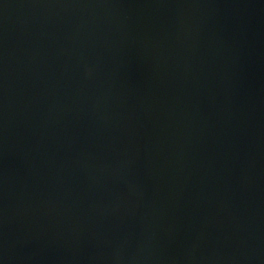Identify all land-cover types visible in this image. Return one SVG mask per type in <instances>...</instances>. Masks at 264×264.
Instances as JSON below:
<instances>
[{
	"label": "water",
	"instance_id": "95a60500",
	"mask_svg": "<svg viewBox=\"0 0 264 264\" xmlns=\"http://www.w3.org/2000/svg\"><path fill=\"white\" fill-rule=\"evenodd\" d=\"M0 264H264V0H0Z\"/></svg>",
	"mask_w": 264,
	"mask_h": 264
}]
</instances>
